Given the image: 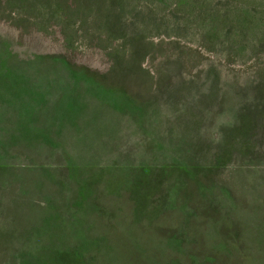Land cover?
<instances>
[{"label": "rangeland", "instance_id": "rangeland-1", "mask_svg": "<svg viewBox=\"0 0 264 264\" xmlns=\"http://www.w3.org/2000/svg\"><path fill=\"white\" fill-rule=\"evenodd\" d=\"M0 264H264V0H0Z\"/></svg>", "mask_w": 264, "mask_h": 264}]
</instances>
